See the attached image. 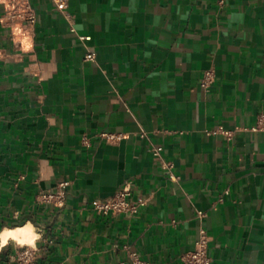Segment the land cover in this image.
<instances>
[{
	"label": "crops",
	"instance_id": "1",
	"mask_svg": "<svg viewBox=\"0 0 264 264\" xmlns=\"http://www.w3.org/2000/svg\"><path fill=\"white\" fill-rule=\"evenodd\" d=\"M31 3L28 36L0 4V232L31 224L37 264H181L204 228L212 264H264V0ZM127 181L147 204L99 214Z\"/></svg>",
	"mask_w": 264,
	"mask_h": 264
},
{
	"label": "built area",
	"instance_id": "2",
	"mask_svg": "<svg viewBox=\"0 0 264 264\" xmlns=\"http://www.w3.org/2000/svg\"><path fill=\"white\" fill-rule=\"evenodd\" d=\"M53 2L55 8L60 13L64 14L68 7V0H50ZM3 7L2 24L8 27L11 31L14 28H20V35L28 36L31 34L36 23V13L32 6L31 0H0ZM79 39L83 42L89 41L90 36H80ZM95 53L89 52L86 55V60L93 61ZM214 74L211 70L204 72L203 86L206 87L213 79ZM228 137L231 134L224 132ZM106 141H117L123 138L122 134H108L101 132L98 135ZM88 144V141H84ZM156 156H160L162 147H154L152 149ZM67 183L62 182L54 190L42 191L36 198L37 204H51L57 208H61L65 204ZM147 204L145 197H133V183L131 181L125 184L110 198L94 203V208L99 214L115 215V214H137L142 207ZM199 217H205L206 214L202 211L198 212ZM211 237L206 229H200V237L195 243L192 251L185 253L181 256V264H212V259L209 255V244ZM123 249L126 251L128 261L119 262L117 264H152L150 261L141 258L137 250L131 249L125 245ZM17 264H37L39 259V249L32 248L28 245L20 249L15 255Z\"/></svg>",
	"mask_w": 264,
	"mask_h": 264
},
{
	"label": "clouds",
	"instance_id": "3",
	"mask_svg": "<svg viewBox=\"0 0 264 264\" xmlns=\"http://www.w3.org/2000/svg\"><path fill=\"white\" fill-rule=\"evenodd\" d=\"M27 230L31 234L30 238L27 240L18 239L17 234L15 232L9 231L7 229H5L3 232H0V249H2L5 245L8 244L10 238L14 240L17 244H27L28 246L35 248L36 242L41 239V235L35 230V228H33L31 224L27 226Z\"/></svg>",
	"mask_w": 264,
	"mask_h": 264
},
{
	"label": "bare ground",
	"instance_id": "4",
	"mask_svg": "<svg viewBox=\"0 0 264 264\" xmlns=\"http://www.w3.org/2000/svg\"><path fill=\"white\" fill-rule=\"evenodd\" d=\"M9 231L15 232L17 234V238L22 239V240L29 239L31 235L30 232L27 230V227L18 228V229H10Z\"/></svg>",
	"mask_w": 264,
	"mask_h": 264
}]
</instances>
